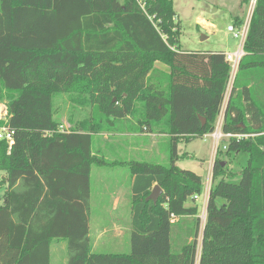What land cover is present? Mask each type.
<instances>
[{
    "label": "trees",
    "instance_id": "trees-1",
    "mask_svg": "<svg viewBox=\"0 0 264 264\" xmlns=\"http://www.w3.org/2000/svg\"><path fill=\"white\" fill-rule=\"evenodd\" d=\"M175 16L173 0H0V100L14 131L11 143L0 139V264H50L59 238L66 264H264V0L255 1L224 107L222 132L242 136L216 152L202 231L197 204L187 202L203 178L176 165L177 149L214 131L229 65L223 51L181 50ZM57 93L94 115L59 131ZM117 130L169 134L170 161L128 162L130 251L97 253L90 171L107 161L93 136ZM240 153L235 174L221 155ZM154 184L163 190L155 203L145 200Z\"/></svg>",
    "mask_w": 264,
    "mask_h": 264
},
{
    "label": "rangeland",
    "instance_id": "rangeland-1",
    "mask_svg": "<svg viewBox=\"0 0 264 264\" xmlns=\"http://www.w3.org/2000/svg\"><path fill=\"white\" fill-rule=\"evenodd\" d=\"M251 1L243 0H173V8L176 12L174 20L179 22L177 28L180 29V48L181 50H203V51H233L240 45V38L234 37V32L228 30L229 25L234 26V31L239 28L234 24L235 16H243L244 20L248 16ZM203 18L208 25L199 22ZM54 118L62 124L65 129H70L69 123L73 124L76 121L90 118L94 115L90 105H78L66 93H57L52 98ZM76 106H75V105ZM5 100H0V120L3 121L1 126H5ZM97 119V117H95ZM137 120V119H136ZM128 127V124H124ZM0 126V127H1ZM215 130V129H214ZM105 132V131H103ZM93 150L96 154L111 161H138V162H153L158 164H169L170 161V141L167 137L158 138L154 144H143V141L133 137H122L119 134H111L109 138L103 134H94ZM133 138V139H132ZM101 139V140H99ZM130 140V142L127 140ZM134 142V143H133ZM213 138L198 137L188 141H180L178 144L179 159L176 162L180 168L192 170L197 174L202 175L204 185L207 179L209 162L213 154ZM219 148H222L223 142L219 141ZM181 155V156H180ZM183 155V156H182ZM216 157V156H215ZM225 160L227 169L235 174L240 171L246 162V155L243 153L232 154L230 156L221 155ZM129 167L113 165L108 167L91 168V206L89 210V225L91 233L92 251L94 252H129L130 251V230L128 223L130 221V213L128 211V200L123 202L117 210H110L103 205V191L109 188L113 191L111 195L118 192L123 193L127 186L129 178ZM4 176V172L0 171V180ZM238 175L232 179L236 181ZM118 182V184L116 183ZM119 186V188H118ZM4 186L0 185V199L4 191ZM118 188V191H117ZM205 188V187H204ZM202 191V196L192 200L188 199V203H195L198 206L199 212H202L203 199L205 189ZM208 199V198H207ZM225 202V199L218 198V205ZM207 203V200H206ZM108 209V211H107ZM206 212V211H205ZM111 214L122 227L120 237L113 239L111 236H104L96 239V233L102 224H107L111 220ZM200 230L205 221V214H200ZM200 235V234H199ZM200 236L198 238L197 259L200 250ZM68 258L67 240L59 238L53 240L51 244V264H66Z\"/></svg>",
    "mask_w": 264,
    "mask_h": 264
},
{
    "label": "crops",
    "instance_id": "crops-1",
    "mask_svg": "<svg viewBox=\"0 0 264 264\" xmlns=\"http://www.w3.org/2000/svg\"><path fill=\"white\" fill-rule=\"evenodd\" d=\"M199 22H203V23H205V25H208V23L202 17L199 19ZM183 51H185V52H193V51H203V50H183ZM223 52H226V51H223ZM154 68L156 70H159V71L162 70V71H164L166 73L170 72L169 66L166 65L165 63L161 62V61H155L154 62ZM223 115H224V108L220 111L219 115L217 116V119L215 121V125L218 122L223 121ZM69 125L71 126L72 124L69 123ZM64 130H65V127L62 124H60L59 125V131L62 132ZM100 133L103 134V136L106 137V138H109L111 136V134H119L120 136L125 137V138H128V137H133L134 138L135 137V138H138V139L142 140L143 144H147V143L154 144L158 140V138H161V137H167L168 140L170 139V135L167 134V133H164V132L153 133V132H140V131L133 132V131H119V130H117V131H105V132L102 131ZM209 136H210V133H205L202 137H209ZM99 140H101V139H99ZM130 140L128 139L127 142L128 141L130 142ZM214 150H215V141L213 142V154H212L213 156H212V158H211V160L209 162V169H208L207 179H206L205 185H204V179H203V185H204L203 189H205V192H203L204 193V196H203L204 199H203L202 212H199V213L200 214L202 213V214H205V215H206V212H205L206 211V200L208 198V192H206V186H208L207 185L208 183H209V186L212 183V166H213L214 158L216 156L215 153H214ZM105 161H107V163H103V164H99V165H93V166L108 167V166L123 164V166H126L127 168L129 167V169H128L129 170V178L127 180L128 182H127V186H126L125 191L122 194L119 193L120 190L118 191V188H119V186H118V188H117L118 192H116L115 193L116 195L114 196V194L111 195L113 191H109V188L104 189L102 206L104 205L107 208V206L109 205V209L110 210H117L118 211V208L121 205H123V202L128 200V202H129L128 211L130 213V221L128 223V230H130V233H131V206H132V204H131V185H132V181H133V178H134L132 176L131 167L128 165V162H131V161H122L124 163L118 162V161H111V160H105ZM109 162H111V163L109 164ZM200 176L202 177V175H200ZM90 181H91V171H90ZM116 183L118 184V182H116ZM200 195L202 196V194H198L197 198L201 197ZM187 204H188V202H187ZM90 206H91V191H90V198H89V210H90ZM107 211H108V209H107ZM173 220L174 219H172L171 221H173ZM88 225H89V221H88ZM121 230H122V227H121V225L119 223V220H116L114 218V215L111 214L110 222L108 221L107 224L104 223V224H102L100 226V229L96 233V239H100V238H102L104 236H107L106 234H108V236H111L110 233L112 234L113 239H116L117 237L121 236V233H122ZM88 235H89L90 244H91V250H92V243H91V238H90L91 237L90 225H89V234ZM129 243H130V239H129ZM97 253L128 254L129 252H119V251H117V252L116 251L108 252V251H106V252H97ZM199 255H200V250H199L198 257H199Z\"/></svg>",
    "mask_w": 264,
    "mask_h": 264
},
{
    "label": "built area",
    "instance_id": "built-area-1",
    "mask_svg": "<svg viewBox=\"0 0 264 264\" xmlns=\"http://www.w3.org/2000/svg\"><path fill=\"white\" fill-rule=\"evenodd\" d=\"M255 1L256 0H252L251 1V5L249 7L248 16L244 20L243 24L240 27H238L239 30L237 32L234 31V26L233 25H229L228 26V30H230L231 32H234V37L240 38V45H239V47L236 50L228 51V52H225V54H224L225 61L229 65V78H228V84H227V88H226V91H225L224 100H223V104H222L221 110L225 107L226 101L228 100L229 93H230V90H231V86H232V83L234 81L237 69H238L239 61H240L241 57L244 54L243 45H244V41L246 39V35H247V32H248L249 22H250V18H251L252 12H253ZM13 134H14V131L11 128H8L7 126H1L0 127V139L1 140H6L8 143H11L12 140H13ZM210 136H212V138L215 141L214 153L216 155V152H217V150L219 148L218 144H219L220 140H222V142H223L225 139H228L229 137H232V136L241 137L242 135L222 132V121H220V122H218L215 125V130L210 133ZM222 149L223 150L226 149V144H224V142H223V145H222ZM207 185L208 186H206V192H209V190H210L209 187L211 185L209 186V183ZM197 197H198L197 194L193 196L194 199H197Z\"/></svg>",
    "mask_w": 264,
    "mask_h": 264
},
{
    "label": "water",
    "instance_id": "water-1",
    "mask_svg": "<svg viewBox=\"0 0 264 264\" xmlns=\"http://www.w3.org/2000/svg\"><path fill=\"white\" fill-rule=\"evenodd\" d=\"M201 120L205 122L204 118H201ZM162 191H163L162 188L158 184H155L151 189L149 195L145 197V200H151L153 203H155L158 197L161 195Z\"/></svg>",
    "mask_w": 264,
    "mask_h": 264
}]
</instances>
